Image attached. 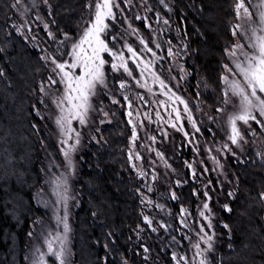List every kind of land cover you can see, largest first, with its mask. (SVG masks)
<instances>
[{"label":"rangeland","instance_id":"374dc122","mask_svg":"<svg viewBox=\"0 0 264 264\" xmlns=\"http://www.w3.org/2000/svg\"><path fill=\"white\" fill-rule=\"evenodd\" d=\"M13 8L11 28L40 52L47 68L36 112L51 122L59 153L57 160L45 161L34 192L39 211L25 264H76L74 216L80 201L74 185L83 151L104 142L102 129L114 122L113 106L124 111L132 128L129 159L147 223L137 233L144 260L154 254L163 264L162 255L169 253L170 264H213L212 175L229 181L227 161H244L250 152L264 161V0H235L234 41L226 51L217 114L202 103V78L196 76L194 86L190 82L188 44L165 13L171 10L168 0H89L78 33L61 37L46 18L49 0H14ZM133 19L144 20L150 35ZM111 22L122 32L115 44L108 38ZM110 75L117 81L109 83ZM205 120L209 139L202 133ZM170 147L177 161L165 152ZM189 182L197 185L200 202L194 210L174 213L173 187Z\"/></svg>","mask_w":264,"mask_h":264},{"label":"trees","instance_id":"16d2710c","mask_svg":"<svg viewBox=\"0 0 264 264\" xmlns=\"http://www.w3.org/2000/svg\"><path fill=\"white\" fill-rule=\"evenodd\" d=\"M13 1L0 0V264H25L26 244L39 211L34 192L43 181L42 166L59 157L48 128L51 122L47 117L41 121L36 112V105L41 107L40 78L47 68L40 52L11 28ZM88 1L49 0L51 10L46 18L52 31L58 37L76 35ZM168 2L171 10L165 13L188 44L190 82L194 86L196 76L202 78V103L217 114L223 101L226 51L234 41L235 0ZM133 23L144 36L150 35L144 20L133 19ZM120 29L116 22L110 23L108 38H115L114 44L122 34ZM108 80L117 81L114 75ZM106 101L111 104L108 98ZM113 111V124L105 125L101 132L104 142L90 143L82 153L74 185L80 201L74 216L75 262L160 264L154 254L151 260H144L143 247L137 243V233L147 223L129 159L132 128L123 110L113 106ZM205 123L202 133L209 139L210 120ZM165 152L177 161L174 147ZM227 172L229 181L212 175L209 188L217 229L213 264H264V161L250 152L244 161L229 159ZM173 189L177 194V200L171 202L174 213L181 207L194 210L199 204L201 195L194 183ZM168 254L162 255L163 264L171 263Z\"/></svg>","mask_w":264,"mask_h":264}]
</instances>
